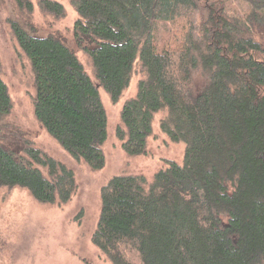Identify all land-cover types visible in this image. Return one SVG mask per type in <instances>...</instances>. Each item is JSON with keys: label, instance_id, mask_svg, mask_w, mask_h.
Wrapping results in <instances>:
<instances>
[{"label": "trees", "instance_id": "trees-1", "mask_svg": "<svg viewBox=\"0 0 264 264\" xmlns=\"http://www.w3.org/2000/svg\"><path fill=\"white\" fill-rule=\"evenodd\" d=\"M63 1L78 16L74 39L97 84L58 37L8 22L46 134L75 163L102 171L109 120L101 95L117 107L136 77L115 131L124 155L151 157L155 123L184 147L182 162L163 160L150 181L121 174L100 188L92 246L109 264H264V0ZM14 3L23 16L34 8L67 15L61 0ZM195 74L200 89L191 87ZM12 110L0 77V121ZM6 129L3 199L20 190L52 208L68 205L75 172Z\"/></svg>", "mask_w": 264, "mask_h": 264}, {"label": "rangeland", "instance_id": "rangeland-1", "mask_svg": "<svg viewBox=\"0 0 264 264\" xmlns=\"http://www.w3.org/2000/svg\"><path fill=\"white\" fill-rule=\"evenodd\" d=\"M61 1L67 15L55 20L36 8L30 16H23L14 0H0V77L7 85L13 102L12 113L0 121V127H7L5 136H9L7 132L10 130L21 131L38 149L72 169L78 184L76 195L61 209L40 204L20 190L12 192L5 200L0 192V264H109L90 242L99 216L100 188L109 179L121 174L142 175L150 181L163 167V160L180 164L183 159L184 147L170 144L161 135L157 123L154 126L156 136L148 144L151 157L128 158L121 150L115 131L123 102L136 94V77L117 107L111 106L105 94L101 95L109 128L104 147L106 165L100 172H92L86 165L71 160L37 123L33 117L35 89L32 73L27 60L17 55L16 43L8 27L9 21L18 22L28 34L35 37H58L76 54L92 81L97 84L89 58L81 52L74 39L73 26L78 16L67 1ZM233 5L238 8L236 1ZM202 78L198 74L192 76L191 87L200 89L203 86ZM80 210L83 216L78 221L75 218Z\"/></svg>", "mask_w": 264, "mask_h": 264}]
</instances>
